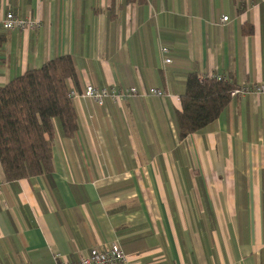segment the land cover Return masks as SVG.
<instances>
[{"label": "crops", "instance_id": "obj_1", "mask_svg": "<svg viewBox=\"0 0 264 264\" xmlns=\"http://www.w3.org/2000/svg\"><path fill=\"white\" fill-rule=\"evenodd\" d=\"M7 11L39 26L0 25V85L69 54L71 90L139 94L73 97L78 128L55 123L49 175L7 181L0 164V264L77 262L113 241L121 264H264V93L184 138L176 125L189 72L264 84V0H0Z\"/></svg>", "mask_w": 264, "mask_h": 264}, {"label": "trees", "instance_id": "obj_2", "mask_svg": "<svg viewBox=\"0 0 264 264\" xmlns=\"http://www.w3.org/2000/svg\"><path fill=\"white\" fill-rule=\"evenodd\" d=\"M248 27L244 25V33L251 31ZM76 75L72 56L63 54L0 85V164L7 181L52 172L55 123H60L66 136H73L78 128L69 94V80ZM235 87L228 79L201 78L189 72L176 114L179 138L215 120Z\"/></svg>", "mask_w": 264, "mask_h": 264}, {"label": "built area", "instance_id": "obj_3", "mask_svg": "<svg viewBox=\"0 0 264 264\" xmlns=\"http://www.w3.org/2000/svg\"><path fill=\"white\" fill-rule=\"evenodd\" d=\"M227 16H223L222 20H226ZM38 19H22L12 11H7L0 15V25L6 30H24L35 29L39 25ZM168 52L166 47L161 48V53L165 55ZM171 59L165 57L164 62H170ZM217 79H226L222 76H215ZM264 93V84L255 86H237L230 91V96L244 94L247 92ZM153 94L164 96L165 92L157 88H149L147 92H141L142 95ZM70 96L77 97L78 95L92 98L98 105H102L106 97L116 101L118 99H126L130 96L139 94L135 87L118 88L117 86H102L97 87L91 84H86L85 89L81 93L75 90L70 91ZM58 258L57 264H121L126 260V254L121 245L117 241L109 243L104 248H91L86 254L81 256L77 262H72L65 257L56 255Z\"/></svg>", "mask_w": 264, "mask_h": 264}]
</instances>
